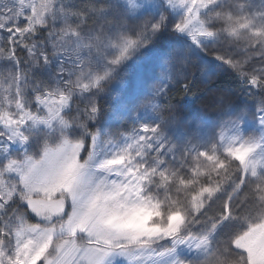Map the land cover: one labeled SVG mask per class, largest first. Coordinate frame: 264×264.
Wrapping results in <instances>:
<instances>
[{
  "label": "snow or ice",
  "instance_id": "1",
  "mask_svg": "<svg viewBox=\"0 0 264 264\" xmlns=\"http://www.w3.org/2000/svg\"><path fill=\"white\" fill-rule=\"evenodd\" d=\"M0 264H264V0H0Z\"/></svg>",
  "mask_w": 264,
  "mask_h": 264
},
{
  "label": "trees",
  "instance_id": "2",
  "mask_svg": "<svg viewBox=\"0 0 264 264\" xmlns=\"http://www.w3.org/2000/svg\"><path fill=\"white\" fill-rule=\"evenodd\" d=\"M174 98H175V100H177V101H179V100L181 99V97H180L179 95H175ZM191 114L194 115V113H191ZM186 117H189V115L186 114Z\"/></svg>",
  "mask_w": 264,
  "mask_h": 264
},
{
  "label": "rangeland",
  "instance_id": "3",
  "mask_svg": "<svg viewBox=\"0 0 264 264\" xmlns=\"http://www.w3.org/2000/svg\"><path fill=\"white\" fill-rule=\"evenodd\" d=\"M186 114H188V115H189V117H188V118H192V117H194V115H193V114H191V113H189V112H186Z\"/></svg>",
  "mask_w": 264,
  "mask_h": 264
}]
</instances>
